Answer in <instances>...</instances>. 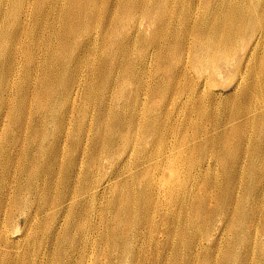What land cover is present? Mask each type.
I'll return each instance as SVG.
<instances>
[{
    "label": "rangeland",
    "instance_id": "obj_1",
    "mask_svg": "<svg viewBox=\"0 0 264 264\" xmlns=\"http://www.w3.org/2000/svg\"><path fill=\"white\" fill-rule=\"evenodd\" d=\"M7 7L0 76L12 53L23 67L0 79L21 89L0 122V264H264V48L208 50L264 0L240 18L215 0Z\"/></svg>",
    "mask_w": 264,
    "mask_h": 264
},
{
    "label": "bare ground",
    "instance_id": "obj_2",
    "mask_svg": "<svg viewBox=\"0 0 264 264\" xmlns=\"http://www.w3.org/2000/svg\"><path fill=\"white\" fill-rule=\"evenodd\" d=\"M85 1L87 4L91 2V0H85ZM199 1L200 0H198V2ZM0 4L3 5L4 0H0ZM215 4L218 6L219 9H222V11H225L228 13H232L233 11H235V15L238 18H240V0H215ZM211 7L212 6H209L208 8L211 9ZM16 10H17V13L19 14H27L26 10L20 4H17ZM245 13L247 12H244L243 15H245ZM10 14H11V10L8 7L4 8V10L1 12L0 34L6 25L5 19H7L10 16ZM132 23L134 25L141 24L137 20H132ZM250 25H251L250 23H248L247 21H244L242 25L240 24L238 25V28L236 30L232 31L231 29H229L226 32V35L220 40L219 44L214 45L208 49L209 52L213 55V58H223L224 51H227V50H231L232 52L238 51L239 46L241 45L242 48L246 47L245 49L246 52H244L242 55H238V57H236L235 62H233L234 59L225 58L227 59L226 64H229L232 62L233 64H240V63H244L245 61L246 62L251 61V59L254 58L253 55L256 49L261 48V47L264 48V44L262 46L260 45V40L264 38V17L257 19L256 24L254 26L250 27ZM218 33L219 32L215 30L212 34L215 37V35H217ZM242 33L246 35V41L242 44H239L238 38L241 37ZM23 35H24L23 29L21 27L18 28L15 32L14 39L17 44L14 48H20L19 43ZM0 40H1V36H0ZM260 58H264V55L260 56L259 59ZM8 60H9V66L5 67V70L4 69L2 70V73L0 76L1 80H4L8 77H13L17 75L19 76L21 73V70L23 67V60H22L21 55H17L16 52L12 53V55L8 57ZM174 68L175 69L181 68V64L176 63L174 65ZM240 70L241 69L238 65L234 66L233 75L235 76L240 75L241 73ZM258 71L261 72L259 68H258ZM216 74H217V71L213 73L214 76ZM12 79H10V81H12ZM9 82L7 84V87L11 88L13 85H10ZM14 82H15V79H14ZM229 84H232V82H230ZM203 86H204V90H208V91H218L221 89V85L217 82L216 79L207 80V82H205ZM256 87L259 88L260 85L257 84ZM19 93H21L20 88H16V93H15V89H4V88L0 89V110L2 112L0 114V122H2V125L7 124V122L11 120L13 112H14V108H15L14 95L19 94ZM9 97H12V98L8 100ZM19 128L20 130H22L23 127L20 126ZM165 184L166 182H164V180L160 181L161 187L165 186Z\"/></svg>",
    "mask_w": 264,
    "mask_h": 264
}]
</instances>
